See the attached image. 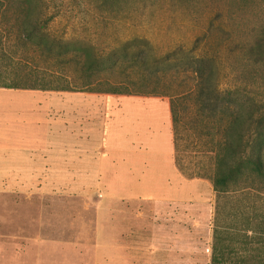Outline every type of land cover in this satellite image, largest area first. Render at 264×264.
<instances>
[{"label":"rangeland","instance_id":"374dc122","mask_svg":"<svg viewBox=\"0 0 264 264\" xmlns=\"http://www.w3.org/2000/svg\"><path fill=\"white\" fill-rule=\"evenodd\" d=\"M46 2L44 29L51 38L63 39L69 49H83L91 55H105L116 49L120 62L126 59L125 43L133 42L132 47L127 45L131 51L142 49L138 57L130 59V67L110 69L106 59L100 62L104 78L136 80L132 90L154 91L161 76L156 70L166 68L161 65L162 57L173 53L170 64L178 63L180 72L160 80L161 92L193 86L195 75L190 68L191 61L197 58H201L197 62L199 74L212 80V84L204 83V97L212 96L217 89L221 93H216L218 102L222 104L231 97L225 92L228 90L247 96L264 92V64L249 51L258 35L264 34V0ZM15 25L11 15L9 26ZM16 37L12 31L10 43L12 53L18 49L14 54L17 58L29 65L58 66L54 61H45L44 53L21 49L18 43L14 46ZM43 41L48 37L43 36ZM72 69L73 66L66 68L67 74L71 70L73 75ZM127 72H131L129 76ZM99 86L104 84L96 85ZM139 96L169 103L167 97ZM217 110V116L212 118L207 116L209 111L196 110L197 123L189 106L180 107L178 153L185 172L175 161L170 118L169 122L165 119V153L134 154L132 166L119 171L118 178L111 161L119 163L123 156L112 153L106 178L0 179V264H105L106 247L105 251L101 249L98 233L103 222L117 219L135 220L137 225L149 221L152 251L147 264H209L215 191L210 180L202 176L210 174L207 166L212 153L205 152L192 137L204 135L211 141L222 138L227 112L220 105ZM112 122L109 114V125ZM131 132L139 134L140 130ZM115 142L109 137V151L118 147ZM135 229L137 240L143 241V228ZM114 256H110L112 263Z\"/></svg>","mask_w":264,"mask_h":264},{"label":"trees","instance_id":"16d2710c","mask_svg":"<svg viewBox=\"0 0 264 264\" xmlns=\"http://www.w3.org/2000/svg\"><path fill=\"white\" fill-rule=\"evenodd\" d=\"M46 11V0H0V87L166 96L170 99L172 113L175 161L183 172L186 168L182 166L178 153L181 140L180 107L189 106L198 123L196 110L200 113L207 110L208 118H212L217 116L214 111L218 112V106H223L227 113L226 124L221 131L222 138L215 141L214 137L211 141L204 135H200L198 139L192 137L204 151L212 153L211 163L207 166L210 174L202 176L210 180L215 191L209 264H264V92L247 96L240 94L238 90H228L225 92L231 97L222 104L218 102L217 89L212 96L204 97L201 93L204 83L212 84V80H205L199 74L197 62L201 58L191 61L190 69L195 75L193 86L180 91L161 92L160 80L170 73L180 72L178 63L170 64L173 53L162 57L161 65L166 68L156 70L158 76L160 73L161 76L160 80H156L157 88L154 91L132 90L136 80L104 78L105 69L101 68L100 62L106 59L111 65L110 69L117 66L130 67V59L138 57L143 52L142 49L131 51L127 45L131 46L133 42L125 43L123 52L127 65L118 61L116 49L105 55H91L83 49H69L63 39L51 38L44 29L46 24L45 21L43 23V15ZM11 15L16 19V25L12 28L9 26ZM12 31L17 33L14 46L18 43L21 49L26 47L35 54L44 53L45 61H54L58 66L29 65L22 58H17L14 54L18 49L12 53L10 43ZM43 36H47L48 41H43ZM141 42L148 43L147 40ZM249 51L256 61L264 64V34L258 35ZM121 63L124 66H120ZM70 66H73V75H70L71 70L68 74L66 72V68ZM129 73L131 72H127V76ZM97 75L99 76L95 77ZM100 83L104 86L96 87Z\"/></svg>","mask_w":264,"mask_h":264},{"label":"crops","instance_id":"0c3cea01","mask_svg":"<svg viewBox=\"0 0 264 264\" xmlns=\"http://www.w3.org/2000/svg\"><path fill=\"white\" fill-rule=\"evenodd\" d=\"M170 118V99L167 103L138 94L0 87V179L106 178L112 153L123 156L119 163L111 161L118 178L119 171L132 166L134 154L165 153V119ZM135 128L139 134L131 132ZM172 134L175 150L173 121ZM109 137L118 146L113 151ZM103 223L98 239L101 249L106 247L105 264L148 263V220L140 225L119 219ZM135 227L143 228V241L137 240Z\"/></svg>","mask_w":264,"mask_h":264}]
</instances>
